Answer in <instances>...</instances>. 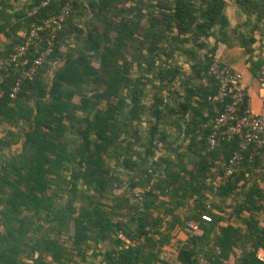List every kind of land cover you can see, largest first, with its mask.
Instances as JSON below:
<instances>
[{
	"label": "trees",
	"instance_id": "obj_1",
	"mask_svg": "<svg viewBox=\"0 0 264 264\" xmlns=\"http://www.w3.org/2000/svg\"><path fill=\"white\" fill-rule=\"evenodd\" d=\"M64 1L8 14L0 0V58ZM228 1L264 22L263 0ZM226 9L74 0L51 55L14 98L22 67L0 72V264H264V188L246 179L264 149L219 184L238 141L208 143L220 110L208 101L209 67L229 37Z\"/></svg>",
	"mask_w": 264,
	"mask_h": 264
},
{
	"label": "built area",
	"instance_id": "obj_2",
	"mask_svg": "<svg viewBox=\"0 0 264 264\" xmlns=\"http://www.w3.org/2000/svg\"><path fill=\"white\" fill-rule=\"evenodd\" d=\"M73 3L74 0H65L57 14L41 24H33L22 44L8 56L0 58V72L14 65L22 67L10 89L11 98L15 97L21 84L30 79L51 55L56 35L68 19ZM47 4L48 2H42L40 7H45ZM40 7L34 8L31 15H34ZM31 50L37 51V56L30 62L28 56ZM209 74L216 83L217 90L215 94L209 96L208 101L216 107L219 106L220 110H217L218 115L212 123L208 143L215 146L219 140L238 141V150L229 158L225 174L219 183L223 184L240 170L245 159L252 160L264 149V79L259 86L261 109L259 113H255L250 109L241 73L215 57L209 67ZM244 102L245 105L241 109ZM214 190L216 191L217 188ZM202 220L210 222L211 217L204 214ZM188 225L193 230L197 229L195 224L188 223Z\"/></svg>",
	"mask_w": 264,
	"mask_h": 264
},
{
	"label": "crops",
	"instance_id": "obj_3",
	"mask_svg": "<svg viewBox=\"0 0 264 264\" xmlns=\"http://www.w3.org/2000/svg\"><path fill=\"white\" fill-rule=\"evenodd\" d=\"M28 2L30 0H18L17 2L16 0H10L9 3L12 5V10H9L8 14H13L16 7L23 6ZM226 3L229 37H225L224 41L222 40L220 42H216V39L211 37L209 38L208 44L209 46H213L216 42L215 57L219 58L225 65L242 74L250 109L255 113H259L261 109L259 86L261 80L264 79V22H258L253 15L249 16L246 12L240 11L233 2L226 0ZM22 34L23 32H20V35ZM229 43L230 47H227ZM7 44L6 37L3 32H0V52L6 51ZM213 107L217 111V107L214 105ZM260 157L256 168L250 167L246 170V179L248 180L249 186L250 183L255 181L257 185L264 188V155ZM255 215L256 221L264 223V206L261 213ZM233 225L244 227L242 224ZM172 243L173 246L170 248L174 249L175 240ZM257 256L264 258V250L261 248L258 249ZM173 257L170 260H175V252ZM203 264L208 263L204 262Z\"/></svg>",
	"mask_w": 264,
	"mask_h": 264
},
{
	"label": "rangeland",
	"instance_id": "obj_4",
	"mask_svg": "<svg viewBox=\"0 0 264 264\" xmlns=\"http://www.w3.org/2000/svg\"><path fill=\"white\" fill-rule=\"evenodd\" d=\"M175 250L171 249L170 247H166L165 248V253L168 259H173V254H174Z\"/></svg>",
	"mask_w": 264,
	"mask_h": 264
}]
</instances>
